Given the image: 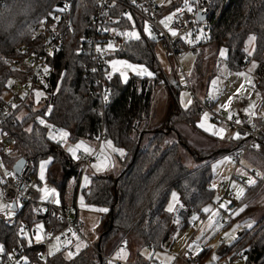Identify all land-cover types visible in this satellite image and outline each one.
Segmentation results:
<instances>
[{
  "label": "trees",
  "instance_id": "obj_1",
  "mask_svg": "<svg viewBox=\"0 0 264 264\" xmlns=\"http://www.w3.org/2000/svg\"><path fill=\"white\" fill-rule=\"evenodd\" d=\"M188 1L206 9L207 37L204 42L227 48L225 62L230 69H242L251 61L255 62L253 92L259 97L258 110H264V0ZM182 2L174 5L180 6ZM53 5L54 0H0V101L7 83L19 75L12 69L13 61L23 57L19 48L43 41V36L33 35V29ZM89 15L90 10L80 4L75 7L72 31L65 37L61 50L49 58L53 70L42 91L44 105L33 110L34 102L30 99L23 104L29 111L27 115L22 119H5L1 125L14 139L12 148L0 154L3 163L11 171L16 159L32 157L33 175L36 176L39 163L48 160L46 179L58 191L61 207L74 201L83 155L74 158L67 146L48 135L40 118L56 129L65 130L70 143L79 139L95 140L103 131L106 140L124 150L118 175L91 174L88 186L82 189L85 203L97 207L100 212L94 248L84 246L70 257L64 256L62 251L53 252L48 256L47 264H108L105 256H110L130 236L136 237L139 247L151 245L156 249L170 243L175 228L166 206L171 193L176 191L179 201L202 212L213 196L211 163L224 154L233 155L242 150L246 141L245 135L239 139L214 137L224 144L205 156H198L197 166L190 167L182 161L178 148L179 144L185 143L175 124L182 122L196 126L203 110L197 101L188 108L181 107L179 86L166 76L155 55V42L147 36L126 41L110 57L144 65L153 75L131 76L123 82L115 73L110 82L109 102L104 105L92 89L93 80L86 72L90 63L81 36ZM249 36L256 37L250 56L245 51ZM185 48L186 45H182V49ZM163 86L169 89L166 112L161 122L151 126L149 121L154 114L155 96ZM29 123L30 131L25 128ZM246 124L263 126L264 121L257 116ZM171 132H177L176 141H165ZM244 155L250 165L258 167L263 174L247 186L238 202V205L247 203L245 212L253 208L251 198L264 184V140H258L245 150ZM46 218H49V222L44 223L46 228L53 226L57 231L63 226L49 216L47 209L38 214L31 203L17 209L15 223L0 221V243L6 252L23 245L27 257L23 264L37 262L44 245L31 237L20 236L19 229L24 224L31 228L38 222H45ZM238 251L242 252L246 264H264V215L253 226L245 228L241 236L221 245L218 255L220 259L230 261ZM207 254L206 248L197 254L199 264H205ZM135 262L147 263L140 256Z\"/></svg>",
  "mask_w": 264,
  "mask_h": 264
},
{
  "label": "built area",
  "instance_id": "obj_2",
  "mask_svg": "<svg viewBox=\"0 0 264 264\" xmlns=\"http://www.w3.org/2000/svg\"><path fill=\"white\" fill-rule=\"evenodd\" d=\"M79 4L90 10V15L83 27L81 36L90 63L86 72L90 74L93 80L92 89H95L94 92L99 95L104 105L109 102L110 82L115 75L110 67V61L114 57H110V54L128 41L124 34L125 29L133 28L135 25L142 31V28L147 26L149 29L147 37L151 39L153 36L155 41L160 40L166 53L179 63L183 51L182 45L184 44L186 45V51L193 55L198 54L196 45L187 46L188 38L184 40L183 35L191 34L192 38L199 26L203 25V28H205L207 25L205 20H198L196 17L198 11L206 12L204 6L190 2H182L180 6L173 10L164 11L157 0H54V5L48 11L47 16L37 23L33 29V35L43 36V41L31 47L22 45L19 49L23 53V57H18L13 61L12 69L17 71L19 75L9 81L11 85H9V82L7 83L5 93H8L9 97H2L0 101V153L9 151L14 144L12 134L7 128L1 126L3 121L16 117L17 111L24 106V103L32 99L36 92L43 91L47 87V78L53 70L48 60L61 50L65 37L72 31L73 10ZM65 5L67 6L66 9ZM189 8H191V11L188 10ZM128 16L133 19L129 20ZM170 16L172 19H168ZM132 20H134V23ZM173 32L176 33L175 36L172 35ZM141 33L142 37L146 36L143 32ZM108 45H112V47L109 48ZM97 48H100L101 51L98 52ZM45 68H47V72L44 71ZM188 86L190 87L189 84ZM199 104L203 111L209 112L213 123L235 128L238 134L246 136L243 149L233 154L237 162L244 155L246 149L252 147L258 140H264V125L247 126L246 123L250 120L249 113L238 111L232 116L233 119L229 120L223 112L212 110V102L200 101ZM237 120L240 123H236ZM104 139V132L101 131L95 138L97 145L92 147L91 151L83 157L82 171L78 178V186L71 205L61 207L59 203H47V205L42 206L38 204L36 196L39 180L33 175L32 157H24L25 160L19 177H16L12 171L8 175L2 173L0 205H10V208L0 211L1 222L6 224L15 223L17 209L31 203L34 204V210L38 214H43L47 209L50 217H54L56 221L63 223V226L57 231L53 226L45 227V232L41 230L38 232L36 229L31 231L32 227L28 228L25 224L20 227V236L25 237L28 235V231H30L32 239H35L37 235L42 236L40 243L44 245V249L38 253V260L34 264H47L49 256L48 243L53 236H59L60 239L65 240L62 250L66 254L71 253V256L80 250L77 245L81 242L84 243V246L94 248L95 242L89 240L85 222L81 217V209L85 205L82 200V189L86 187L84 181L86 175L83 169L84 166L96 161L99 146ZM65 141V138L60 140L62 144ZM249 174L254 177L255 170L253 169ZM232 178L227 184H221L223 190L219 202L225 205L227 211H233L238 206V201L233 196L230 188ZM242 182H246V178H242ZM19 183H22L21 189L18 188ZM13 202H15L14 209L12 207ZM217 207L218 203L214 204L209 212L203 213L194 209L191 205H185L179 201L171 212V222L175 229L191 228L195 231L211 214V211ZM48 222L49 218H46L44 223ZM222 223H227L224 216L222 217ZM243 233L244 229L239 230L236 237L241 236ZM0 245L2 244L0 243ZM6 253L0 254V264H23L27 261L23 245L15 246ZM105 258L108 264L113 261L110 256H105ZM175 260H180L186 264H199L197 254L190 251L185 254L178 253L175 255ZM117 263L120 264L118 261ZM132 263L135 264L136 262ZM225 264L246 263L242 252L238 251L234 259L226 261Z\"/></svg>",
  "mask_w": 264,
  "mask_h": 264
},
{
  "label": "rangeland",
  "instance_id": "obj_3",
  "mask_svg": "<svg viewBox=\"0 0 264 264\" xmlns=\"http://www.w3.org/2000/svg\"><path fill=\"white\" fill-rule=\"evenodd\" d=\"M161 8L166 10H173L178 6L174 4L180 0H157ZM185 2V0H183ZM189 3V1L187 0ZM134 23V20H132ZM145 26L142 31L137 26L133 28H127L124 30L125 33L135 32L139 39L142 37V33L148 36L149 31H145ZM207 29L199 26L195 30V34L183 35V39H187V46L195 44L198 49V54L193 55L189 51L183 50L181 52L179 63L173 60L165 51L160 40L154 41V51L157 59L159 60L161 67L163 68L166 76L169 80L177 82L178 97L181 107L188 108L194 101L200 103L210 101L212 102V110L214 112H223L227 117L229 115L234 116L238 111H243L250 105H254L255 109L252 108L251 112L261 115L262 110H258L259 98L256 99V94H253V74L252 65L255 64L251 61L247 67L242 69H230L225 62L227 48L225 46L217 47L215 44L204 42L206 38ZM128 40H135L136 37L126 35ZM199 37V39H197ZM249 38V37H248ZM248 38L246 39L245 49L248 48L250 51L253 49V43L249 44ZM221 50L224 55L221 56ZM123 60L115 58L111 61L112 70H115L121 79L125 82L129 75L128 72L123 71L119 65ZM115 62V64H114ZM143 68V67H142ZM137 70L139 67L136 68ZM251 69V71H250ZM243 73L244 75H239ZM250 79L251 84L247 82ZM190 85V87L188 86ZM36 93H41L37 96ZM32 98L33 110L40 109L44 102L42 98L45 97L42 91L36 92ZM3 97H9L8 93H3ZM166 95H169V89L167 86H163L159 89L155 96L154 102V114L150 119L149 124L152 126L161 122L166 112ZM231 98V100H230ZM191 100V104L186 103ZM230 100V102H229ZM222 105H228L227 109L223 108ZM49 107L47 108V110ZM28 109L23 106L16 113L18 119H22L28 114ZM207 114V116H205ZM44 121V125L48 129V135L53 137L54 131L56 130L53 125L49 124L45 119L40 118L39 120ZM200 123H206L209 126L219 129L220 134L223 137L234 138L238 133L235 128L226 127L223 124L213 123L210 119L208 111H203L198 117ZM200 125V124H199ZM31 124L25 126L29 129ZM177 131L179 132L182 140L185 144H179L178 152L182 161L190 167H195L199 164L200 160L198 156H205L216 147H220L223 141H217L213 136L204 131H201L197 126L188 125L182 122L175 124ZM221 129L223 131L221 132ZM237 133V134H235ZM243 136V135H239ZM178 137L177 132H171L166 136L165 141L173 142ZM70 142L68 141V145ZM75 145V144H74ZM97 145L95 140H87V146L84 147L86 154L89 153L92 147ZM72 148V147H71ZM70 148V149H71ZM113 149L124 150L119 147H115L108 141L103 140L100 151L97 154V161L95 164L84 166V174H110L116 176L120 173L122 165L120 162V151H113ZM8 152V151H7ZM1 154V153H0ZM81 154V153H78ZM255 170L254 177L249 174L252 170ZM2 173L8 175L10 173L9 168L3 163L0 156V180ZM210 186L213 189L212 200L204 207L208 208L209 211L213 205L218 203V207L211 211V214L207 216L206 220L201 224L197 230L191 228H178L172 232L173 237L170 239V243H165L161 248L154 249L149 245L139 247V243L135 236H130L122 246L111 253L110 258L113 259L111 264H133L132 260L136 257H141L145 264H174L176 262L180 264H186L182 261H176L175 255L178 253L185 254L190 251L194 254L200 253L203 248L208 250L206 255L205 264H225L226 259H220L218 255V248L221 245L231 242L236 236L239 230L249 228V225L253 226L257 223L264 215V184L258 193L251 198L253 208L248 211H240L241 208L245 209L247 203H239V205L233 211L225 210V207L221 208L220 198L222 194L221 184L231 180V191L233 196L237 199V195L241 189H243V195L247 186L250 185L249 181L255 182L257 178L262 177V171L258 167H253L246 159V155H242L238 162L231 154H224L216 158L210 167ZM40 184L37 185L38 191L42 186H47L45 183V176ZM242 178H246V182H242ZM176 194L175 200L172 194ZM243 195L237 199L239 202ZM38 195L36 196V198ZM83 202L84 199L82 197ZM38 201V198L36 199ZM178 194L173 191L169 197L166 208L169 205L175 206L178 204ZM19 204V202H18ZM34 205V204H33ZM203 208V209H204ZM98 211L97 208H93ZM207 211V212H209ZM203 213H207L202 210ZM225 217L227 223H222V217ZM42 226L40 230L45 232V224L43 222L36 223L32 228L37 229V226ZM99 226L94 229V233L98 234ZM26 239H28L30 231L27 232ZM30 237V236H29ZM41 242V241H40ZM65 240L60 239L59 236H53L48 243V253L62 251L64 256H69L62 250V245ZM80 247H83L84 243H79ZM122 250V251H121ZM109 253V251H106ZM139 254V255H138ZM116 261V262H115Z\"/></svg>",
  "mask_w": 264,
  "mask_h": 264
},
{
  "label": "crops",
  "instance_id": "obj_4",
  "mask_svg": "<svg viewBox=\"0 0 264 264\" xmlns=\"http://www.w3.org/2000/svg\"><path fill=\"white\" fill-rule=\"evenodd\" d=\"M195 34V33H194ZM207 37V36H206ZM206 40V38L205 39H203V41H205ZM193 45H195V44H193ZM116 58H118V57H116ZM113 59H115V58H113ZM112 59V60H113ZM118 59H122L123 61L121 62V63H119V65L122 67V70L123 71H126V72H128L129 73V75L127 76L128 78L129 77H131V76H138V77H142V76H148L147 74H144V75H141V74H139L140 73V70H137L136 68L137 67H139V69H141L142 67L143 68H145V69H147L144 65H141V64H137V63H133V62H130V61H128V60H126V59H124V58H118ZM111 60V61H112ZM111 61H110V67H111ZM127 65H131L132 67H127ZM111 69H112V67H111ZM147 71L148 72H150L149 71V69H147ZM113 72H115V73H117L115 70H113ZM127 78V79H128ZM127 79L126 80H124V81H127ZM252 90H253V88H252ZM253 94H255L254 92H253ZM257 95H256V99H257ZM259 98V97H258ZM168 100H169V95H166V104H167V102H168ZM254 109H255V107H254ZM251 110H252V108H250V106H248L247 108H245V110H243V111H245V112H247V113H250L251 112ZM262 111H263V113L261 114V115H258V114H255V115H250V119L251 118H256L257 116L262 120V121H264V110L263 109H261ZM221 112V111H220ZM200 124V125H199ZM201 125H203V127H201ZM196 126L200 129V130H202V131H204L205 133H208V134H210L211 136H213V137H217V138H222L223 136H221V134H220V130L219 129H215V128H213V127H211V126H209L208 124H206V123H200V121L198 120L197 121V123H196ZM56 129V128H55ZM62 132H66L65 130H63V129H56L55 131H54V134H53V139L54 140H57V141H60L62 138H61V133ZM236 134V133H235ZM65 139H66V137H65ZM105 141H108L109 143H110V141L109 140H106V139H104ZM93 141V140H92ZM75 144V145H74ZM101 144H102V142H101ZM101 144H100V146H99V149H100V147H101ZM111 144V143H110ZM64 145L65 146H67L68 147V149H70L71 147V149L73 150V151H70V154L74 157V158H76L77 157V155H78V153H81L82 155H83V157L86 155V151H85V149H84V147H86L87 146V139H79L77 142H75V143H70L69 145H68V141H67V139H66V141H65V143H64ZM77 145H80V147H78L77 148ZM100 150H98V152H99ZM75 153V154H74ZM96 161H97V159H96ZM96 161L94 162V163H92V164H95L96 163ZM43 163V175L45 176V183L47 184V186H42L41 188H40V190L38 191V204H40L41 206L42 205H47V203H59V195H58V191L56 190V188L54 187V186H52L48 181H47V179H46V169H47V165H48V160H44V161H42V162H40L39 163V167H38V172H37V175L35 176L38 180H39V184L41 183V181H42V179L40 178L41 177V164ZM92 164H90V165H92ZM84 181H85V184H86V187L88 186V184H89V174H86V176H85V178H84ZM0 182H1V180H0ZM41 189H48V190H54V195H50L47 199H45V198H43L44 197V193H43V191H41ZM75 197V196H74ZM178 202H179V198H178ZM71 205V204H70ZM47 208V207H46ZM93 208H97V207H93V206H90V205H88V204H86L85 203V205L82 207V209H81V217H82V219L84 220V222H85V227H86V233H87V235H88V237H89V240H91V241H93V242H96V240H97V238H98V234H96V233H94V229L97 227V226H99V222H100V212H99V209H98V211L96 210V209H93ZM39 223V222H38ZM44 223V222H43ZM35 225V224H34ZM33 225V226H34ZM32 226V227H33ZM37 230V229H36ZM42 231V230H41ZM38 232H40V229H39V231ZM39 234V233H38ZM29 236H30V233H29ZM29 236H28V238H29ZM31 237V236H30ZM32 239V238H31ZM32 240H34L35 242H37L36 241V239H32ZM40 242V241H39ZM83 247H84V245H83ZM82 248V247H81ZM138 259V257H136V258H134L132 261L134 262V261H136ZM127 264V263H126ZM174 264H180V263H178V262H176V263H174Z\"/></svg>",
  "mask_w": 264,
  "mask_h": 264
},
{
  "label": "snow or ice",
  "instance_id": "obj_5",
  "mask_svg": "<svg viewBox=\"0 0 264 264\" xmlns=\"http://www.w3.org/2000/svg\"><path fill=\"white\" fill-rule=\"evenodd\" d=\"M185 2L187 3V0H185ZM66 7H67V6L65 5V9H66ZM61 10H64V9H61ZM188 10L191 11V8H189ZM128 19L131 20V19H133V18H132L131 16H128ZM168 19H172V17L170 16ZM144 30H145V31H149V29H148L147 26H145V29H144ZM125 35L133 36V37H136L137 39H139V37L136 36V33H135V32L125 33ZM172 35L175 36L176 33L173 32ZM197 39H199V37H197ZM255 40H256V37H255V36H249V38H248V42H249V44H252V42H254ZM108 47L111 48L112 45H108ZM97 51L99 52V51H101V49H100V48H97ZM245 51L247 52V54H248L249 56L252 55V52H251L248 48H246ZM223 55H224V52H223V50H221V56H223ZM114 64H115V62H114ZM127 67H132V66H131V65H127ZM252 67L255 68V64H253ZM44 71L47 72V68H45ZM250 71H251V69H250ZM139 74H141V75L147 74L148 76L153 75L151 72H148L147 69H145V68H141ZM239 75H244V74L241 73V74H239ZM247 82H248L249 84H251L250 79H248ZM9 85H11V82H9ZM36 95L39 96V95H41V93H36ZM230 100H231V98H230ZM230 100H229V102H230ZM191 103H192V101H191V100H188L187 103H186V106H187V104H191ZM13 107H15V105H13ZM222 107L225 108V109H227L228 105H222ZM254 107H255L254 105H250V108H254ZM249 115H255V113H254V112H250ZM205 116H207V114H205ZM228 119H229V120H232V119H233L232 115H229ZM235 122H236V123H240V121H238V120L235 121ZM40 123L43 124L44 121L41 119V120H40ZM201 127H203V125H201ZM30 130H31V129H29V131H30ZM222 131H223V129H221V132H222ZM66 136H67V133H66V132H62V133H61V138H62V139L65 138ZM234 138L239 139V134H237ZM78 147H80V145H77V148H78ZM69 151H73V150H72V149H69ZM113 151H120V154L123 155L122 150L113 149ZM74 154H75V153H74ZM43 166H44V165H43V163H42V164H41V177H40L41 179L44 178V177H43ZM249 183L252 184V183H254V182H253V181H249ZM41 191H43V193H44V197H43V198H45V199H47L50 195H54V194H55V193H54V190L41 189ZM242 195H243V189H241L240 192L238 193V195H237V199H239ZM172 197H173V199L175 200V198H176V194L173 193V194H172ZM177 203H178V201H177ZM220 207L223 208V207H225V205H224V204H221ZM5 208H10V205H0V211H3ZM167 210H168L169 212H172V211L174 210V205H171V204H170ZM203 210H204L205 212L209 211L208 208H204ZM243 210H244L243 208L240 209V211H243ZM100 211H107V209H100ZM193 219H195V218H193ZM41 227H42V226L38 225V226H37V230L39 231V229H40ZM249 227H251V225H249ZM35 239H36L37 242H39V241L42 239V236L37 235V236L35 237ZM79 247H80V245L78 244V245H77V248H79ZM58 250H59V249H57V251H58ZM121 251H122V250H121ZM0 254H7V253H6V250H5V248H4L3 245H0ZM49 255H53V252H52L51 250L49 251ZM68 255H69V257H70L72 254L69 253ZM9 259H11V257H9Z\"/></svg>",
  "mask_w": 264,
  "mask_h": 264
},
{
  "label": "water",
  "instance_id": "obj_6",
  "mask_svg": "<svg viewBox=\"0 0 264 264\" xmlns=\"http://www.w3.org/2000/svg\"><path fill=\"white\" fill-rule=\"evenodd\" d=\"M196 17L198 20H204L205 19V12L203 11H198L197 14H196ZM151 40L155 41V38L152 36L151 37ZM24 157L21 156L19 157L18 159H16L11 167V171L13 172V174L16 176V177H19V173L21 171V168L23 166V163H24ZM18 188L21 189L22 188V183H19L18 185ZM12 207L13 209L15 208V202L12 203Z\"/></svg>",
  "mask_w": 264,
  "mask_h": 264
}]
</instances>
